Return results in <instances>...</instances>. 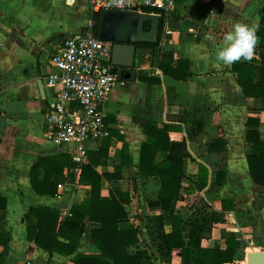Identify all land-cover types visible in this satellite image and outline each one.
<instances>
[{"label":"crops","instance_id":"1","mask_svg":"<svg viewBox=\"0 0 264 264\" xmlns=\"http://www.w3.org/2000/svg\"><path fill=\"white\" fill-rule=\"evenodd\" d=\"M94 13L80 0H0V195L7 201L0 210V254L9 249L4 264H77L80 255L102 253L89 229L93 225L89 216L77 251L65 256L36 243L42 218L33 214L48 209L54 214L49 226L57 220L60 227L74 206L92 197L90 184L81 179L74 184L67 177L74 166L73 149L49 140L44 115L57 90L47 85L50 58L71 32L87 31ZM263 17L264 0H177L175 8L160 17L158 46L138 49L136 80L119 81L103 106L111 135L90 144L88 166L102 176L103 201L111 200L112 193L128 196L123 203L127 218L120 229L137 231L139 241L129 253L139 255L145 264L183 263L179 249L166 256L160 253L153 219L165 216L158 204L161 180L142 174L148 135L139 122L167 130V153L183 162L174 215L183 217L184 242L189 244L193 226L211 227V234L206 231L202 237V247L226 249L227 235L236 238L235 260L227 264H250L256 253L264 252V184L255 182L249 164V157L260 154L255 141H264V126L259 127V122L264 125V110L257 96L245 95L235 69V64L263 67ZM237 21L254 25L258 42L250 61L225 66L216 61V50ZM161 66L180 78L165 74ZM262 72L256 73L254 83ZM252 134L255 141L249 140ZM219 140L224 141L219 147L227 151V170L221 179L219 152L211 149ZM156 157L158 162L164 159L159 152ZM43 159L57 160L46 167L40 165ZM52 175H60L53 188L56 195L43 187ZM195 196V204L188 206V199ZM31 212L37 232L29 240ZM164 227L170 233L172 220L167 219ZM50 238L70 242L58 230ZM191 250L195 264L198 249Z\"/></svg>","mask_w":264,"mask_h":264},{"label":"trees","instance_id":"2","mask_svg":"<svg viewBox=\"0 0 264 264\" xmlns=\"http://www.w3.org/2000/svg\"><path fill=\"white\" fill-rule=\"evenodd\" d=\"M98 14L94 13L93 18L98 21ZM161 23L159 33L156 41L151 43L138 44L137 48H153L158 46L161 31ZM145 29L150 31L151 23H146ZM260 36L264 43V17L262 20V27ZM165 74H174L164 66H161ZM235 69L238 74V82L243 87L245 95H255L260 99L262 109L264 110V61L261 80L258 83H254L256 73L259 69L254 66L246 64H235ZM189 74V72L187 73ZM175 75V74H174ZM186 76V75H185ZM183 78H186V77ZM176 78H180L175 75ZM249 123V122H248ZM254 122L249 123L251 126ZM139 125L145 129L148 140L143 146L142 155V174H155L161 180V191L158 204L165 210V216L156 217L153 219L155 227L160 239V253L164 256L172 254L175 249H179L182 256L183 264H191L192 250L191 248L198 249V258L195 260V264H227L232 263L235 260L236 253V238L232 235H227L226 249H214L202 247V237L205 236L206 231L211 234V227L205 229V227L193 226L190 234V242L187 245L182 237L184 232L183 217L180 215H174L177 201L179 200L181 183L184 178L183 174V162L173 159L167 153L168 144V131L160 130L153 127L150 123L139 122ZM264 126L259 122V127ZM260 131L258 130V133ZM253 135V134H252ZM249 138L250 141H255L254 135ZM258 142L260 147V154L257 157H249V164L251 174L255 182L264 184V141ZM224 144V141H215L211 144V149H216L219 152V179L227 170V151L226 147L219 145ZM224 147V148H223ZM157 152L164 156L162 162L157 161ZM57 159L41 160L40 165L46 167L51 166L52 162ZM94 166L93 160H91ZM34 173V171H33ZM34 176V175H33ZM51 176V175H49ZM53 180L47 179L43 184V187L50 188L51 194H57L53 191L58 182L60 181V175H52ZM106 178H118V175H105ZM101 180L102 176L97 173L94 167L91 165L84 168L83 175L81 176V182L90 184L92 187V197L85 200L81 205L74 206L72 215L58 227V221L55 220L52 226H49V221L54 217L48 209L41 211H33L41 215V233L37 236L36 243L43 248L51 251L52 253H58L65 256L74 254L77 251L80 238L83 231L87 228V224L84 223L85 219L89 216L90 222L93 225L90 226V230L93 234V240L97 246L101 249L102 253L98 257L92 256H78L76 259L77 264L88 263L92 264H145V260L139 255H132L129 253V247L138 243L137 231H122L120 224L126 220L127 213L123 207V203L129 201L127 195L123 193H112L111 200L103 201L101 199ZM34 181V180H33ZM221 183V181L219 180ZM34 188L39 192V188L33 182ZM196 196L187 204L192 206L195 204ZM7 201L0 195V210L5 209ZM49 213V214H47ZM32 212L29 214V227L28 238L32 240L35 238L37 230L31 224ZM37 217V216H36ZM169 219L173 222V229L170 233H167L164 227L165 221ZM213 221L216 218L213 217ZM60 236H65L70 239L69 245L58 242L50 238L53 232H57ZM8 247L0 254V264H4L8 256Z\"/></svg>","mask_w":264,"mask_h":264},{"label":"built area","instance_id":"3","mask_svg":"<svg viewBox=\"0 0 264 264\" xmlns=\"http://www.w3.org/2000/svg\"><path fill=\"white\" fill-rule=\"evenodd\" d=\"M96 14L116 9L135 13H153L160 17L172 11L177 0H80ZM98 21L92 19L86 32H71L59 51L50 58L47 85L56 90L53 106L44 115L48 138L57 145L73 149L74 166L67 177L79 184L88 166L91 143L110 137L103 106L118 76L108 72L112 66L113 44L97 38Z\"/></svg>","mask_w":264,"mask_h":264},{"label":"water","instance_id":"4","mask_svg":"<svg viewBox=\"0 0 264 264\" xmlns=\"http://www.w3.org/2000/svg\"><path fill=\"white\" fill-rule=\"evenodd\" d=\"M151 23V30L145 29ZM160 16L152 13H135L116 9L103 10L99 14L96 36L113 44L112 66L109 73L118 76L119 81L137 78L135 58L137 45L156 40ZM42 81L40 85H42ZM250 264H264V252L254 255Z\"/></svg>","mask_w":264,"mask_h":264},{"label":"clouds","instance_id":"5","mask_svg":"<svg viewBox=\"0 0 264 264\" xmlns=\"http://www.w3.org/2000/svg\"><path fill=\"white\" fill-rule=\"evenodd\" d=\"M257 29L242 21L233 23L222 39V44L217 48L216 61L225 66H230L241 60L250 61L258 42Z\"/></svg>","mask_w":264,"mask_h":264},{"label":"rangeland","instance_id":"6","mask_svg":"<svg viewBox=\"0 0 264 264\" xmlns=\"http://www.w3.org/2000/svg\"><path fill=\"white\" fill-rule=\"evenodd\" d=\"M147 23H150V22H147Z\"/></svg>","mask_w":264,"mask_h":264}]
</instances>
